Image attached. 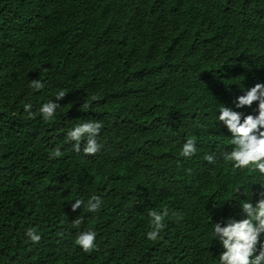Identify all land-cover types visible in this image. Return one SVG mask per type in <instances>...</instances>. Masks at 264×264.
<instances>
[{
    "label": "trees",
    "instance_id": "obj_1",
    "mask_svg": "<svg viewBox=\"0 0 264 264\" xmlns=\"http://www.w3.org/2000/svg\"><path fill=\"white\" fill-rule=\"evenodd\" d=\"M256 83L264 0H0V264H219L212 225L247 218L239 203L255 204L264 177L224 161L233 146L218 109L258 114L257 102L234 104ZM49 101L60 105L50 121L27 118L25 104L38 113ZM90 120L103 125L94 156L66 138ZM163 209L166 227L149 241L148 213ZM86 230L91 252L74 243Z\"/></svg>",
    "mask_w": 264,
    "mask_h": 264
},
{
    "label": "clouds",
    "instance_id": "obj_2",
    "mask_svg": "<svg viewBox=\"0 0 264 264\" xmlns=\"http://www.w3.org/2000/svg\"><path fill=\"white\" fill-rule=\"evenodd\" d=\"M35 90L44 87L41 80L33 79L29 85ZM64 90L56 93L55 100L59 101L66 96ZM254 102L258 103L256 111L258 114L244 115L242 112L234 111L232 108L223 105L219 107L217 120L224 125L228 132L231 133L232 150L223 154L225 162H230L235 171H252L258 172L264 177V84L256 83L253 87L240 95L234 101L236 108L245 106L251 107ZM59 103L49 101L43 103L38 113L31 111V105L25 104L24 110L28 114V119H34L40 115L44 121H50L56 114ZM87 107V105H85ZM197 127L205 125L196 124ZM103 125L98 121H87L75 125L66 134V138L72 144L73 150L77 153L83 151L86 156L97 154L102 145L98 143L97 137ZM86 141L81 148V142ZM196 139L194 137L186 139L179 153L180 156L189 159L196 154ZM61 156L59 148L49 153V158L53 159ZM204 159L209 164H215L214 155H206ZM254 165V168H250ZM240 189H236L239 192ZM84 204L81 199H76L71 205L72 210L80 209ZM103 205L101 197L93 195L87 201V211L96 213ZM242 213L247 218L236 220L227 218L226 221L216 222L212 225L210 235L214 240H218L224 251L219 256V264H264V242L261 241V235L264 234V184L261 185L259 199L254 203L251 200H245L239 203ZM149 224L151 230L146 233L149 241H156L159 234L165 229V220L169 216L167 209L161 211H149ZM178 217V214H173ZM83 222V217L76 218L73 221V227L79 228ZM222 224L224 226H222ZM25 235L33 243H39L41 236L37 229L30 227L26 230ZM96 232L86 230L79 232L75 238V245L82 248L85 252L96 250L95 243Z\"/></svg>",
    "mask_w": 264,
    "mask_h": 264
}]
</instances>
